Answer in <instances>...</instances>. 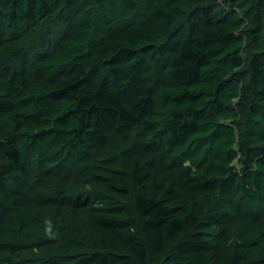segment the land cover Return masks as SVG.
I'll list each match as a JSON object with an SVG mask.
<instances>
[{
	"label": "trees",
	"instance_id": "trees-1",
	"mask_svg": "<svg viewBox=\"0 0 264 264\" xmlns=\"http://www.w3.org/2000/svg\"><path fill=\"white\" fill-rule=\"evenodd\" d=\"M0 264H264V0H0Z\"/></svg>",
	"mask_w": 264,
	"mask_h": 264
}]
</instances>
